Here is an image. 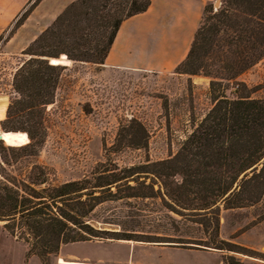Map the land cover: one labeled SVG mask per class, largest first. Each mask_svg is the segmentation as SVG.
I'll return each instance as SVG.
<instances>
[{
  "label": "trees",
  "instance_id": "obj_1",
  "mask_svg": "<svg viewBox=\"0 0 264 264\" xmlns=\"http://www.w3.org/2000/svg\"><path fill=\"white\" fill-rule=\"evenodd\" d=\"M39 2L35 0L22 13L16 26ZM149 6L150 0H77L23 52L27 59L13 76L15 96L0 127L5 132L25 133L29 143L14 147L0 141V223L8 234L27 245L26 256H36L41 264L56 256L62 246L93 239L164 243L158 237L142 239L136 237L139 235L99 231L86 221L103 203L153 198V187L141 183V175L159 179L160 188L175 207L195 217L204 216L202 213L211 216L203 221L206 231L212 228L211 243L165 244L170 247L195 244L196 248L234 251L231 248L235 245L218 238V204L223 203L226 210L242 208L264 194V100L247 95L233 100L214 95L212 109L167 161L129 168L100 163L90 176L61 184L52 183L53 171L47 167L36 163L26 170L17 167L25 159L36 157L46 138V108L53 104L65 70L51 65L49 59L64 55L76 63L103 65L121 24L146 12ZM213 9L205 7L187 57L175 73H202L235 83L264 58V0H222L215 14ZM220 84L211 81L210 89ZM131 124L126 138L140 132L143 143L136 147L144 148L145 129ZM15 168L18 173L12 171ZM175 177L180 182L169 181ZM137 187L143 190L135 192ZM149 189L150 193L145 192Z\"/></svg>",
  "mask_w": 264,
  "mask_h": 264
},
{
  "label": "rangeland",
  "instance_id": "obj_2",
  "mask_svg": "<svg viewBox=\"0 0 264 264\" xmlns=\"http://www.w3.org/2000/svg\"><path fill=\"white\" fill-rule=\"evenodd\" d=\"M34 1L30 0L22 13ZM221 2L210 5L214 8L212 14L216 13ZM22 13L0 37V108L5 106V115L0 118V123L15 96L13 76L27 59L23 52L33 42L14 54L4 48L25 22L16 26ZM63 67L65 70L54 102L46 108L44 144L36 157L25 159L17 166L26 170L36 163L51 169L53 184L88 177L100 163L129 168L170 160L212 109L216 94L229 100L243 95L253 100H264V58L240 75L235 83L206 77L202 73L190 76L175 72H117L101 65L73 61ZM211 81L221 83V86L211 90ZM133 122L146 131L144 148L136 147L143 143L140 132L132 139L126 138ZM15 170L18 173L17 168L12 169ZM148 170L153 171L151 168ZM140 178L145 186L153 187V198L103 203L86 221L99 231L139 235L136 237L142 239L158 237L156 239L164 243L93 239L62 246L46 264H57L58 258L67 261L66 258L70 257L108 264L125 263L129 258L145 264H264V194L257 202L242 208L226 210L223 203L218 204V238L235 245L237 248H231L234 251L205 246L196 248L194 246L198 245L195 244H186L183 248L170 247L165 244L211 243L212 228L208 227L206 231L203 226V221H208L211 216L202 213L200 215L204 216L195 217L175 207L164 195L166 192L160 188L159 179L152 175H141ZM172 180L180 182L179 177L169 181ZM142 190L137 187L135 192ZM145 192L150 193V189ZM169 207H174L180 214L171 212ZM0 231L8 242L13 243L11 246L18 249L14 257H8L7 264H20L19 250L23 252L22 264H41L36 256H26L27 245L8 234L3 223H0ZM131 244L167 248H131ZM192 245L194 248H188Z\"/></svg>",
  "mask_w": 264,
  "mask_h": 264
},
{
  "label": "crops",
  "instance_id": "obj_3",
  "mask_svg": "<svg viewBox=\"0 0 264 264\" xmlns=\"http://www.w3.org/2000/svg\"><path fill=\"white\" fill-rule=\"evenodd\" d=\"M30 0H0V37L12 21L23 12ZM77 0H40L23 25L6 43L5 50L14 54L22 51L46 30L62 11ZM219 0H150L146 12L125 20L107 53L102 68L117 72L170 74L181 64L201 25L205 7ZM70 64V63H69ZM0 231V264H7L18 249L10 247ZM121 244V243H120ZM124 245V244H123ZM135 247L167 248L164 246L132 245ZM130 248V247H129ZM20 264L23 252L19 250ZM62 259V258H58ZM64 264H108L76 257ZM57 264L58 260H57ZM121 264H145L130 260Z\"/></svg>",
  "mask_w": 264,
  "mask_h": 264
},
{
  "label": "bare ground",
  "instance_id": "obj_4",
  "mask_svg": "<svg viewBox=\"0 0 264 264\" xmlns=\"http://www.w3.org/2000/svg\"><path fill=\"white\" fill-rule=\"evenodd\" d=\"M58 65L67 66L70 61L64 55H61L57 62ZM5 115V106L0 108V118L2 119ZM5 145L7 146H21L29 142L25 133H7L4 135ZM28 141V142H27ZM59 264H64L62 259H58ZM73 264V263H72Z\"/></svg>",
  "mask_w": 264,
  "mask_h": 264
},
{
  "label": "water",
  "instance_id": "obj_5",
  "mask_svg": "<svg viewBox=\"0 0 264 264\" xmlns=\"http://www.w3.org/2000/svg\"><path fill=\"white\" fill-rule=\"evenodd\" d=\"M58 59L59 58H51V59H49V62H50V64L51 65H58L57 63H53V62H57L58 61ZM7 133H10V132H5V131H3L2 129H1V127H0V141H2L3 143H4V145H5V140H4V135L5 134H7ZM29 143V142H28ZM27 143V144H28ZM26 145V144H25ZM7 146V145H6ZM21 146H24V145H21ZM17 147H20V146H17Z\"/></svg>",
  "mask_w": 264,
  "mask_h": 264
}]
</instances>
